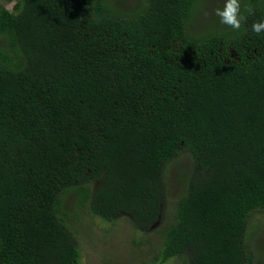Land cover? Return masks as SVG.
I'll return each mask as SVG.
<instances>
[{
	"label": "trees",
	"instance_id": "obj_1",
	"mask_svg": "<svg viewBox=\"0 0 264 264\" xmlns=\"http://www.w3.org/2000/svg\"><path fill=\"white\" fill-rule=\"evenodd\" d=\"M206 1L0 0V264H81L70 195L148 233L183 160L155 264H264V0Z\"/></svg>",
	"mask_w": 264,
	"mask_h": 264
},
{
	"label": "rangeland",
	"instance_id": "obj_2",
	"mask_svg": "<svg viewBox=\"0 0 264 264\" xmlns=\"http://www.w3.org/2000/svg\"><path fill=\"white\" fill-rule=\"evenodd\" d=\"M224 3L225 0L205 2V8L198 18V30H203L206 26L215 28L218 27L217 25H223L220 18L215 15V11ZM13 6L14 4L8 5L9 8ZM187 162L188 160H183L179 165L169 167L164 213L161 222L148 233L135 229L131 220L125 215L114 222L105 221L91 214L88 206L79 205L77 195H70L65 202L68 210L72 212L69 222L81 251V264H155L154 259L164 242L163 233L173 220L174 203L181 195L179 183H183L184 169H189ZM260 237L264 242V234L257 238ZM262 249L264 251L263 243ZM165 264L187 263L173 258Z\"/></svg>",
	"mask_w": 264,
	"mask_h": 264
},
{
	"label": "clouds",
	"instance_id": "obj_3",
	"mask_svg": "<svg viewBox=\"0 0 264 264\" xmlns=\"http://www.w3.org/2000/svg\"><path fill=\"white\" fill-rule=\"evenodd\" d=\"M249 14L254 13V9L248 8ZM215 15L220 18V22L228 27L239 30L242 22L245 21L246 17L241 15V4L240 0H225L223 8H217ZM252 32L260 35L264 32V21L255 22L251 27Z\"/></svg>",
	"mask_w": 264,
	"mask_h": 264
}]
</instances>
